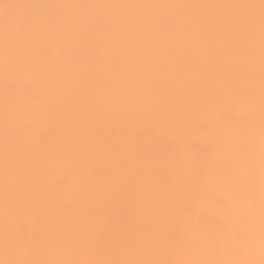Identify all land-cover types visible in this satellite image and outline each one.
<instances>
[{
	"label": "bare ground",
	"instance_id": "1",
	"mask_svg": "<svg viewBox=\"0 0 264 264\" xmlns=\"http://www.w3.org/2000/svg\"><path fill=\"white\" fill-rule=\"evenodd\" d=\"M10 3L84 5L51 10L66 54L48 61L47 77L29 81L32 103L43 115L36 145L40 166L27 170L20 194L45 205L53 218L75 222L55 248H41L38 260H240L260 264V37L243 23L239 33L224 23V10L169 5L256 4L260 0H8ZM125 5L127 7H103ZM164 6V7H145ZM24 10H21L23 14ZM3 21L0 19V55ZM0 64V234L4 225L5 108ZM155 113V115L153 114ZM165 118H161V117ZM190 153V184L199 165L223 141L235 156L241 180L231 191L221 187L200 204L210 227L240 232L230 251L209 252L179 231L152 241V217L165 215L158 202L166 162L178 142ZM256 170L248 176L249 152ZM251 195V212L245 217ZM232 197L239 207L230 220L220 211ZM102 230L97 243L91 234ZM143 235L146 246L129 253V242ZM123 239H120V238ZM5 254L0 242V259ZM8 258H19L9 256Z\"/></svg>",
	"mask_w": 264,
	"mask_h": 264
},
{
	"label": "snow or ice",
	"instance_id": "2",
	"mask_svg": "<svg viewBox=\"0 0 264 264\" xmlns=\"http://www.w3.org/2000/svg\"><path fill=\"white\" fill-rule=\"evenodd\" d=\"M84 5L24 4L0 0V19L3 21V48L0 64L3 68V93L5 108V160L3 209L4 225L0 242L5 254L0 264H249L240 260H162V259H105V260H38L31 258L43 248H55L71 234L75 240L78 228L75 222L53 218L49 209L38 199L27 201L20 194L26 169L40 166L36 145L40 133L42 110L32 103L35 91L29 81L47 77L51 58L66 54V49L56 42L63 39V30L57 28L61 16H52L51 10H64ZM103 7H127L110 5ZM164 7V6H145ZM183 9L187 7L217 8L224 10L226 26L237 33L243 23L250 42L255 38L256 16L253 10L259 9L260 37V240L264 255V0L256 4L222 5H169ZM21 10H24L23 14ZM155 115V113H153ZM165 118V117H161ZM175 130V129H174ZM177 144L173 157L166 162V179L161 183L158 202L165 209V215L152 217L154 228L152 241L147 247H155L160 238L179 231L181 237L195 240L199 247L215 253L230 251L233 238L244 239L240 232L227 234L210 227V220L204 218L200 204L212 199L213 191L222 186L236 191L240 184V174L235 156L230 149H224L223 141L212 151L208 159L199 165L198 178L189 187L188 173L191 169L190 153L195 146L180 142L181 132L175 130ZM254 152L248 156V176L256 170ZM252 198L248 197V208L243 209L246 217L251 212ZM239 198H230L220 211L234 222L232 209L239 207ZM91 239L99 243L103 239L102 230L91 234ZM120 239H123L122 237ZM77 247H84L83 240H75ZM146 246V238L141 235L135 242H129L127 251L134 253ZM19 258H8L9 256ZM264 264V259L260 261Z\"/></svg>",
	"mask_w": 264,
	"mask_h": 264
}]
</instances>
